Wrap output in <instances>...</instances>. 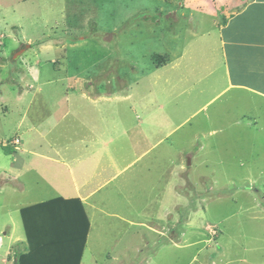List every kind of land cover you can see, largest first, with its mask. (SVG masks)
I'll return each instance as SVG.
<instances>
[{"label": "rangeland", "instance_id": "374dc122", "mask_svg": "<svg viewBox=\"0 0 264 264\" xmlns=\"http://www.w3.org/2000/svg\"><path fill=\"white\" fill-rule=\"evenodd\" d=\"M180 1L0 0L2 248L14 239L3 257L16 264L24 250L18 205L68 183L69 161L89 162L94 136L107 181L88 200L83 264H264V101L247 115L240 92L209 100L221 87H203L211 76L195 65L182 81V46L217 28ZM152 62L166 65L149 72ZM57 88L78 89L64 116Z\"/></svg>", "mask_w": 264, "mask_h": 264}, {"label": "crops", "instance_id": "0c3cea01", "mask_svg": "<svg viewBox=\"0 0 264 264\" xmlns=\"http://www.w3.org/2000/svg\"><path fill=\"white\" fill-rule=\"evenodd\" d=\"M179 5L182 10H186L190 13L196 11V13H200L201 15L210 18L213 23L216 24H214V26H216L217 28V33H214V31H198L199 33L196 32V34L194 35L195 38L191 39L189 43H186V47H184L185 45L182 46L179 57L180 69L178 70V72H180V74L178 73V76L180 75L182 81L186 79L188 73L193 70L191 68H193L195 65V69L198 71V74H200V78L202 77V75L211 76L206 84L203 83V87L209 89V91L212 92H214L218 87H221L219 92H217L209 100H212L213 98L227 90L228 92L232 91V94H235L236 91L240 92L238 95L239 99L244 100V103H248V105L252 103L253 100L258 101V99H262V101H264V0H181ZM181 15L183 16V14ZM189 20L193 21L194 18H191ZM196 27H198V25ZM31 42L32 41H29V43ZM44 44L45 43L42 42L37 44L40 46V50L38 51L39 53H45V51L47 50L44 49ZM189 45L190 49L188 50ZM193 46L195 48L192 49L191 47ZM27 47L32 48L29 46ZM24 51L25 49L22 52ZM167 54L169 55L168 52ZM185 58L186 63H184ZM167 62H169V60ZM194 62L198 65L194 64ZM185 64L188 65V71H185ZM151 65L152 69H150L149 72H151L152 70L157 71L161 69L166 65V63L163 62L157 64L155 62H152ZM99 71H101V68L99 69ZM72 74L73 76H76L73 72ZM211 85L214 86L212 87ZM68 87H71V85H69ZM57 90L58 91L56 94L55 104L58 110L56 111L61 110L64 116L66 113H69L70 110L66 109L69 104H72V96H74V93L78 89H74V92L71 93L70 97L68 98L65 95L67 89L61 88L60 90V88H57ZM153 95L154 94L150 96ZM83 100L92 99L83 98ZM93 101L96 104L95 106H98L97 103L100 100ZM262 101L260 100V102ZM234 104L235 103L233 102V105ZM129 108L131 111H134V104H131ZM251 109L252 108L249 105V110H242L241 113H248L247 115H251ZM51 117L52 124L55 123L56 127L59 124L58 118L56 116H53V114L51 115ZM149 117L150 115H147V119ZM103 118V115H100V119ZM112 128L115 135L124 134V132H121L123 131L121 125L117 122L112 125ZM47 131L48 129H45L44 131H41L40 129L36 132H42L43 134H45ZM93 138L94 136H92L90 139L92 140L90 141L92 152L91 160L89 162L82 163L79 160L73 158L69 161L68 175H66L68 183L59 181L56 187H54L53 190L50 191L49 196L41 197L29 204L22 203L21 205H18V212L20 215L21 207L28 206L34 203L44 202L57 197H62L63 199L78 198L81 202L82 208L79 203L73 200H69L68 202L59 200L55 202L54 200L50 204H44L41 209L44 213L43 216H47L49 219H55V212L59 214L58 216L66 224H68V228L70 229H68V231H70V235L74 236V238H77V240L81 236L79 225L82 224V215L85 213L89 222V228L86 235L83 255L86 248L89 246L90 236L92 232V216L89 208L93 205L88 200L93 195V193L102 185V183H105L107 181L104 178L100 177L101 173L99 171L101 169H104L105 167H97V164L99 163V156L102 154V148L100 149V147L98 148L95 146V144L98 146L100 144H98L97 141L93 140ZM84 142L85 141H80V143ZM54 147L55 153H60V150H62V152H66L68 148L67 146L57 147L56 144H54ZM31 152L39 156L41 154L36 151ZM40 157L49 159V157H45L44 154ZM51 159H53V157H51ZM184 160H186V157ZM55 161L57 160L55 159ZM187 161H189V158ZM81 163L83 167H87L88 164H90L91 171H95L97 169V174L92 173L93 176L92 174L84 176V174L82 173L83 169L79 168V165ZM24 165L25 164L23 163L20 165V167ZM10 168L9 170H11ZM18 173L19 172H17V174ZM39 227L40 226H37L34 229V233L36 235H33L34 239L32 240V243L35 245L43 243L44 239H48L49 235H51L49 233V230H39ZM72 227L75 229L74 232L72 231ZM151 228L154 229L155 227L151 226ZM52 231L55 233V230ZM68 231L65 230V235H69ZM5 232L7 231H2L3 236L0 235L3 240L5 238ZM23 232L25 237L24 239L21 236H18L19 240L22 241V243L24 242V250L19 254L27 252L29 247L24 227ZM12 241H14V239H9L4 249L2 248L4 245V241L3 245L0 244V264H15V262L8 260L6 256H2V254L5 255L6 251L8 250L7 246ZM19 254L17 255L16 264L18 262ZM83 255L80 264H83Z\"/></svg>", "mask_w": 264, "mask_h": 264}, {"label": "trees", "instance_id": "16d2710c", "mask_svg": "<svg viewBox=\"0 0 264 264\" xmlns=\"http://www.w3.org/2000/svg\"><path fill=\"white\" fill-rule=\"evenodd\" d=\"M54 200L55 202L73 200L79 203L82 208L78 198L63 199L62 197L21 207L20 215L29 247L27 252L19 254L17 264H80L89 228L87 217L85 213L82 215V224L79 225L81 236L77 240L70 235L68 224L58 216L59 214L55 212V219L43 216L42 206L50 204ZM37 226H40L39 230H49L51 235L48 239H44L43 243L35 245L32 240L34 239L33 235H36L34 229ZM73 227L72 231L74 232ZM64 229L69 232V235H65ZM52 230H55V233Z\"/></svg>", "mask_w": 264, "mask_h": 264}, {"label": "water", "instance_id": "95a60500", "mask_svg": "<svg viewBox=\"0 0 264 264\" xmlns=\"http://www.w3.org/2000/svg\"><path fill=\"white\" fill-rule=\"evenodd\" d=\"M24 49H21V50H19V52L18 53H20V52H22Z\"/></svg>", "mask_w": 264, "mask_h": 264}]
</instances>
